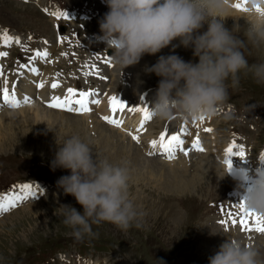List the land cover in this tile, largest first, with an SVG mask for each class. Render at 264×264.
I'll list each match as a JSON object with an SVG mask.
<instances>
[{"label": "rangeland", "instance_id": "rangeland-1", "mask_svg": "<svg viewBox=\"0 0 264 264\" xmlns=\"http://www.w3.org/2000/svg\"><path fill=\"white\" fill-rule=\"evenodd\" d=\"M55 1L67 6H77L81 3L76 2L78 0ZM82 5L86 7L84 3ZM87 9L92 8L87 7ZM92 11L97 16L85 23L86 29L100 31L99 21L108 8L99 5ZM0 22L11 25L17 32L30 30L37 37L41 35L53 38L56 32L54 23L42 13L38 1L25 4L17 0H0ZM234 23L225 20V26L232 29L234 35L245 42L246 47L241 50L249 65L264 63L263 44L254 45L248 40L246 36L248 25L243 19H240L235 26ZM206 29L207 25L205 24L199 31L203 32ZM70 30L66 33L67 39H69ZM92 43L96 44L95 41ZM172 43L176 44L178 40H174ZM174 52L185 61L198 62V57L193 56L191 47L180 46ZM168 54H173L171 45L155 55L145 54L138 64L133 65L138 75L137 82L141 84V88L158 85L160 79L154 73L145 74L142 71L145 64L151 66L160 55ZM239 76L238 87H228V99L237 104L236 109L239 116L235 117L234 110H232L229 112L233 113V120H226L222 115L215 118L212 124L217 128L218 142H222L226 138L227 132L231 128L229 125L233 124V129L239 132V134H234L235 140L243 144L254 142L257 150L261 142L264 141V105L259 107L261 101H264V84L257 83L251 73L245 74L244 71H241ZM113 82L116 80L108 85L111 86ZM228 83L230 84V81ZM18 84L19 82L17 88ZM118 89H122L131 98L135 97L133 90L128 92L121 85L118 86ZM136 99L138 102L140 101V97ZM11 111H18V109ZM155 122H159V119L154 118L152 123L155 124ZM27 128L23 129L21 125H18L13 128L11 133L17 135L5 136L0 141V148H2L0 149V191L12 190L15 184L24 181L42 180L46 183L50 182V195L43 196L38 201L33 199L24 206H16L0 218V264H38V260L41 258L39 264H45L43 259L46 256H50L54 252L57 254L60 251L72 253L80 251L86 255L76 253V256H72V258H86L87 262L91 264H161V260L164 264H209L208 258L215 252H209V240L203 230L207 224L204 220L208 222L209 225L206 227L210 228L209 234H211V230L216 226L213 223L216 215L214 209L208 206V202L221 196L224 189L233 183L230 177L225 174L220 176L223 174V169L219 167L221 165L215 164V168L211 167L210 174L204 173L203 177H200L201 179H195V190H187L183 194L180 193V196L174 192H166L168 193L166 194L158 190L152 179L145 178L135 181L136 172L130 165L133 161L132 155H130L131 150H127V152L123 150V152L121 146L116 147L118 155L122 154L123 160L126 162L125 166L129 169L130 178L133 176L132 180L129 179L130 199L133 200L136 209L142 215L133 222V226L127 231L117 228L112 223L102 222L99 225H92V235L86 234L81 239H77L73 235L72 229L63 223L65 208L62 204H70L80 212H83V207L77 203L74 196L65 194L62 189H59L56 183L59 177L69 175L71 170L57 168L53 171L50 167V162L54 159L58 147L57 143H63L64 140L55 132L49 135L47 132L43 134L35 126ZM89 133L87 138L90 139L86 142L92 145L93 154H95L98 151L99 143L97 145L94 132ZM114 153H116L115 150ZM114 157L117 159L116 156ZM104 158L108 159V157H102V159ZM55 172L58 173V176L54 174ZM189 180L190 182L195 181ZM50 203L52 208L46 213H37L39 207L47 208ZM35 204L40 206L36 207ZM27 205L29 207L26 209ZM223 209L225 212L230 210L227 207ZM196 215L198 220L201 218L198 224H195L194 217ZM136 223L141 226L136 227ZM10 232L12 233L9 234ZM186 232H191V234L187 236ZM230 232L234 231L230 230ZM218 233L220 237L207 235L210 239L212 237L219 238L221 243L226 237L240 239L239 233L235 238L232 234L230 237L225 232L222 234L219 228ZM253 247L258 252L256 246ZM203 248L204 250H202ZM262 252L264 253V250ZM96 261L97 263H94Z\"/></svg>", "mask_w": 264, "mask_h": 264}, {"label": "clouds", "instance_id": "clouds-1", "mask_svg": "<svg viewBox=\"0 0 264 264\" xmlns=\"http://www.w3.org/2000/svg\"><path fill=\"white\" fill-rule=\"evenodd\" d=\"M103 2L108 11L99 21L102 39L113 49L112 63L122 71L138 64L145 54L155 55L172 47L173 54L160 55L154 64H145L142 69L145 74L160 77L150 107L152 118L195 121L216 115L218 107L228 99V87H238L241 71L251 73L257 83L264 84V63L249 65L241 50L245 42L225 26L227 17L243 18L248 25V40L254 45L264 43V11H257V6L264 9V0H246V11L233 7L236 0ZM205 24L207 29L200 32ZM174 40L178 43L173 44ZM180 46L191 47L198 62L185 61L175 54ZM224 119H233V113H225ZM57 145L51 169L71 170L69 175L58 178L57 187L74 196L83 207L80 212L70 204H62L63 223L73 235L77 239L92 235V225L102 222L123 231L132 227L142 213L130 199L129 169L102 159L97 152L93 154L92 145L77 135ZM220 164L222 177L229 168L224 160ZM244 202L248 209L264 215V168L257 167ZM257 255L252 245L226 237L208 260L209 264H257Z\"/></svg>", "mask_w": 264, "mask_h": 264}, {"label": "bare ground", "instance_id": "bare-ground-1", "mask_svg": "<svg viewBox=\"0 0 264 264\" xmlns=\"http://www.w3.org/2000/svg\"><path fill=\"white\" fill-rule=\"evenodd\" d=\"M236 2H239V0H236ZM230 18L235 23L238 22V20L240 19L239 18L237 20V18L227 17L226 20ZM0 31H3L1 30V24H0ZM14 34H17L16 36L21 37V35L17 33L16 31H12L10 33V35L12 36H15ZM0 38H2L1 34H0ZM21 41L26 43L27 39H25L24 37H21ZM30 41L31 40H29L28 42ZM14 45H17V44L14 43ZM4 48H8V47H6L2 42H0V50ZM13 52L14 51L12 50L11 56ZM11 58L12 57H10L9 59L0 58V65H3L4 67H6V69H4V72L8 78L9 86H11L13 82H17V83L19 82L18 88H16L17 98L20 100H23L24 96H29L32 98V101L31 103L20 106L18 108V111L12 112L11 110L13 109H11L9 111H6L0 114V141L5 136L11 135L9 137H13L17 135V134L12 135L11 133H12V130H14L13 128L14 127L16 128V126L18 125H21L23 129L24 128L26 129V127L29 128V126H35L39 130H41L43 134L47 132V134L52 135L55 132V134L60 136V138H63V140H65L66 138L72 135H77L83 141L86 142L87 140L90 139V138L89 139L87 138V134H90L89 132H94V137L97 140V145L99 143V147H97L98 148L97 153L100 155L101 158L108 157V160L112 163L117 162L119 164L125 165L126 162L123 160L122 154L118 155L119 152L117 151L116 147L121 146V150L122 151L126 150L125 152H127V149L128 150L131 149L133 151L132 152L133 161L132 163H130V165L132 169H134L136 172V174L134 173L135 181L136 180L140 181L145 178L152 179L155 186L158 187V190H161L162 192H165V193L174 192L178 196H180V193L183 194L187 190H191V189L195 190L194 189L195 187L194 184H196L195 179H201L204 173L210 174L212 172L211 167H213L215 164L220 165V163L217 160H215L214 155L210 153L209 149L205 153L202 152L201 154H196V153L190 154L188 156L189 157L188 160L186 159L184 160L182 157H177L171 161L165 160L164 162L160 160L159 158L151 159V158L146 157L143 154V152L140 149L134 147L133 144L123 134V133L128 134L127 128L132 129L133 127V130L136 129L137 123L140 122V120H138L140 118L139 114L135 113L133 116H131V113H128L127 109H125V111L121 112V115H123V118L125 120L123 121V126L121 128H117L115 126L109 127L107 124L100 121L101 116L105 115L108 109L107 102L103 99L98 105H90L92 108L97 107L99 109L97 114L93 113L94 108H93V111L89 114L74 115L66 111L55 110V109L45 106L42 101L48 100V97L52 92L57 93V94L63 93L62 85H60V87L54 90L51 88L50 82L52 78H56L55 74L58 72L56 70L57 69L56 66L57 64H59L58 62L64 65V67H66V65L68 66L69 63L67 62V58L63 57L58 60L56 59V61L58 62L52 61L50 64H47L46 66L43 67V70L41 69V73H39V75L34 74V73H32L31 75L29 71H24L22 69L20 70L21 74H18L16 70L19 68V66H17L14 69H10L9 67V62ZM89 59L90 57H86L83 61H89ZM34 64H36L35 61L33 62L31 66H34ZM99 67H100L99 72L102 73L105 77H107L109 81H112L115 77H117L118 81L112 83V85L110 86L111 90H113L115 86L120 84V85H123L124 89L127 90L128 92L133 90L132 92H135V97L139 98L137 96V92L139 91L140 93L141 84L137 82L138 76L136 75L131 76V77L129 76L130 74H135L136 69L134 66H128L124 68L122 71V69L119 66L113 65L114 68L111 70L110 74L107 73V71H105L103 63H100ZM75 70L76 68H74L73 72ZM78 71L81 73L79 75L81 79H83L85 82L89 81V76L84 75V73L86 72L84 68H78ZM125 71H127L128 75L125 77L121 75L120 77V74ZM59 73H62L63 76H68V74L66 75L64 71H60ZM140 76L142 75L140 74ZM100 80H105V79H100ZM40 81H45V87L42 89H38L36 87V83H39ZM128 82L130 84L129 88L127 87ZM96 86L99 87L98 85ZM60 96H63V95H60ZM125 97L131 98L129 95L128 96L125 95ZM90 99H96V98L94 96V97H91ZM163 122L164 120L159 119V127L162 126ZM171 123H174V121L172 120ZM197 124L201 125V122L199 120H195V123H193V120H188V123L184 122L180 125L187 126L188 130L192 131L193 128L194 129L197 128ZM150 126H155V124L152 123ZM204 128L205 126H202V133L205 134V136L214 138L213 140L209 142V148H212L213 147L212 143L215 142L216 135L214 131L211 133H205L203 131ZM73 129L75 130L74 132H73ZM149 130L151 131L152 129L149 127ZM130 132H133V131H130ZM114 150L116 151V153L113 154ZM114 156H116L117 159H115ZM219 167L222 168V166H219ZM246 173L248 176L250 174L253 175V177L250 178V180L252 181L255 178L256 169H251L250 167ZM189 179L191 180L193 179L195 181L190 182ZM230 180L233 183H230L229 187L231 189H236L238 186V185H235L236 180L232 178H230ZM214 182H217V180H214ZM30 184L33 185L34 188L38 186L37 184H34V183H30ZM155 186H153V188H155ZM42 189L44 190L45 186H42ZM49 192H50V188L48 186V194ZM30 198L32 197H29L26 200H29ZM231 200L233 202L236 201L234 197H232ZM35 205L36 207L40 206L37 204ZM50 205L51 203L48 204L47 208L39 207L38 208L39 211H37V213H42V214L46 213L50 208H52L50 207ZM27 207H29V205H27L25 208L27 209ZM206 226L203 229L205 231L204 232L205 235L208 234L210 236L212 235V236L220 237L218 233V228L216 226H214V229L211 230V234H209L210 228ZM232 230L234 232H230V234H232L233 237L235 238L237 235V232L234 229ZM11 233L12 232H10L9 234ZM208 240H209L208 248L210 249L209 252L211 253L212 251L214 253L216 252V250L218 251L219 249L218 247L221 243L219 242V238L215 239V237H212V239H210L208 237ZM216 247L217 249L215 250ZM202 250H204V248ZM257 253H258L256 257L257 264H264V253L262 251H261V255L259 254V252ZM94 263H97V262H94Z\"/></svg>", "mask_w": 264, "mask_h": 264}, {"label": "snow or ice", "instance_id": "snow-or-ice-1", "mask_svg": "<svg viewBox=\"0 0 264 264\" xmlns=\"http://www.w3.org/2000/svg\"><path fill=\"white\" fill-rule=\"evenodd\" d=\"M246 0H239L233 7L246 11L247 9L244 7ZM45 12L48 9H44ZM257 11H264V9L259 8L257 6ZM52 16L57 19L63 17L65 19H70L67 12L62 11H54L51 13ZM28 40L32 39V36L29 35L27 37ZM0 42H2L6 46H11L13 43L20 45L22 50H27L28 45L23 44L21 41V37L9 35L8 29H3L2 38H0ZM63 42V40H61ZM45 44L48 43L47 40L44 41ZM34 54L28 58V63L19 64V68L16 70L18 74L21 69H27L29 72L39 75V69L37 67L31 66L37 58L44 60L50 57V52L48 49L44 50H33ZM62 56H67V53H61ZM9 56L8 51H0V58H6ZM104 63L108 66H111V60L108 57L104 58ZM99 68L97 65H91V69L88 72H85L84 75L99 76ZM56 77L62 75V73H56ZM0 79L3 80V87L0 88V98H2L3 103L10 105L13 108L20 107L21 103L28 104L31 103L32 98L29 96H24L23 100L17 98L16 88L17 82H13L11 86H9V81L7 76L4 73L3 65H0ZM100 79H107V77L100 76ZM36 87L38 89H42L45 87V81H40L36 83ZM60 87V82L58 79H54L51 83L52 89H57ZM98 91L94 88H90L88 90H80L77 88L69 87L66 89L65 94L63 96L52 95L50 99L46 102L47 106L53 109H59L66 111L68 113L73 114H89L93 111V108L90 105H98L100 103L99 99H90L98 95ZM109 107L112 115H103L101 119L105 121L107 124L111 126H115L117 128H121L123 126V120L117 118L118 114L125 111L127 109L128 112H140L142 113V118L139 122V126L136 131L128 132L131 139L137 144L140 143V134L146 131V123L152 119L151 112L147 107H129L126 103L122 102L120 98L117 96H109ZM205 117H201L199 121L204 122ZM195 123V121H193ZM199 124H197V128H199ZM187 126H181L178 131L170 132L169 128L166 127L163 131L160 132L158 138H154L149 141V145L152 151L148 152L149 156H153L158 154H163L166 158L171 161L176 157L177 151L183 153L185 156H188L189 153L193 150L198 152H203L205 149L202 146L201 139L199 134L195 136L191 141L190 147L186 145L185 139L186 134L188 133ZM205 133L213 132L211 127H205L203 129ZM158 150V152H157ZM225 157L224 163L230 169L232 166V156H239L241 159L245 158V149L242 144L237 143L235 139L232 140L231 143L224 150ZM261 158L264 159V153L260 154ZM14 189H18V191H14L11 195L4 194L0 195V214L7 213L10 209L15 208L20 202L28 199L29 197H33L38 189L37 187H33V185L29 183H24L20 185H14ZM233 208L238 209V211L233 212L232 210H227L225 218L218 221L222 226L226 229L229 225L233 227H239L242 233H261L264 234V215L256 213L245 206L244 199L235 203ZM222 212H225L223 208H221Z\"/></svg>", "mask_w": 264, "mask_h": 264}]
</instances>
